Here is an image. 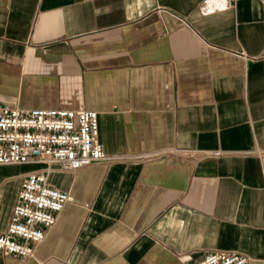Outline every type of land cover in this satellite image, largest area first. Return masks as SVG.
<instances>
[{
  "label": "crops",
  "instance_id": "obj_1",
  "mask_svg": "<svg viewBox=\"0 0 264 264\" xmlns=\"http://www.w3.org/2000/svg\"><path fill=\"white\" fill-rule=\"evenodd\" d=\"M201 2L0 0V103L92 109L117 156L52 166L71 200L0 264H264V0ZM42 167L0 164V233Z\"/></svg>",
  "mask_w": 264,
  "mask_h": 264
},
{
  "label": "built area",
  "instance_id": "obj_2",
  "mask_svg": "<svg viewBox=\"0 0 264 264\" xmlns=\"http://www.w3.org/2000/svg\"><path fill=\"white\" fill-rule=\"evenodd\" d=\"M226 3V0H202L200 9L209 12ZM223 153L222 150L201 152L208 157ZM116 157L107 154L99 142L97 113L92 109L21 108L0 103V164L43 166L22 180L7 227L0 233V253L31 257L34 245L43 240L57 214L71 200L67 190L48 181L52 166L76 171ZM246 263L247 257L241 253L216 250L190 264Z\"/></svg>",
  "mask_w": 264,
  "mask_h": 264
}]
</instances>
